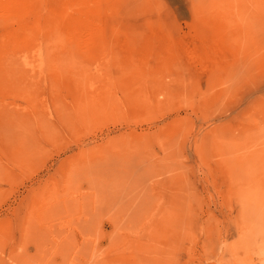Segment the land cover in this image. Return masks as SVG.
<instances>
[{"label": "rangeland", "instance_id": "1", "mask_svg": "<svg viewBox=\"0 0 264 264\" xmlns=\"http://www.w3.org/2000/svg\"><path fill=\"white\" fill-rule=\"evenodd\" d=\"M0 264H264V0H0Z\"/></svg>", "mask_w": 264, "mask_h": 264}]
</instances>
